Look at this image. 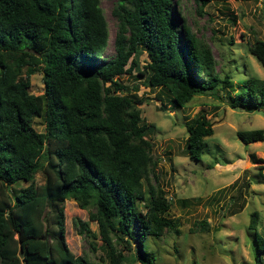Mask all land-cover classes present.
<instances>
[{"label": "trees", "instance_id": "1", "mask_svg": "<svg viewBox=\"0 0 264 264\" xmlns=\"http://www.w3.org/2000/svg\"><path fill=\"white\" fill-rule=\"evenodd\" d=\"M99 1L0 0V264H98L67 246L65 197L96 222V231L78 217L72 226L92 249L98 234V258L106 264L126 263L119 241L136 245L137 264H154L143 239L176 230L167 216L170 200L155 182L147 123L137 106L142 99L118 77L130 73L133 55L143 49L147 59L137 74L180 107L194 94L224 88L230 75L217 73L210 45L185 23L176 0H113V52L100 56L108 28ZM208 1L194 0L195 11L201 14ZM248 51L264 65V39L254 38ZM35 70L41 73L39 93L27 90ZM242 86L222 93L226 103L264 110V78H245ZM36 116L42 130L32 124ZM211 124L202 111L185 121L190 159L199 158ZM235 134L244 143L264 140L260 127ZM39 166L46 173L42 184L33 178ZM249 215L247 228L254 230L256 211ZM198 223L207 229L205 220ZM254 240L253 264H264V238L254 232Z\"/></svg>", "mask_w": 264, "mask_h": 264}, {"label": "rangeland", "instance_id": "2", "mask_svg": "<svg viewBox=\"0 0 264 264\" xmlns=\"http://www.w3.org/2000/svg\"><path fill=\"white\" fill-rule=\"evenodd\" d=\"M99 2L108 28V41L100 56L108 57L113 52L116 18L111 13L113 0ZM175 6L190 29L210 45L217 73H228L230 81L224 88L216 86L194 94L175 107L164 89L146 85L144 75L137 74L136 69L147 59L143 49L133 55L136 66L130 73L119 75L128 92L142 99L137 106L147 123L145 135L155 160V182L170 200L167 216L176 228L147 235L142 244L152 250L154 264H253L254 232L264 238V140L244 143L235 131L264 128V110L230 107L223 94L241 91L245 78H264V65L248 51L254 38L264 39V0H211L202 6L201 14L195 11L194 0H176ZM27 90L42 91L39 70L29 75ZM199 111L209 118L213 131L205 137L206 146L199 158L190 159L184 150V124ZM32 124L37 130L43 129L38 116ZM45 176L39 166L33 174L34 182L42 184ZM144 191L139 202L142 209L148 200L145 184ZM253 210L257 214L254 230L247 228ZM75 217L85 219L90 230L96 231V222L87 218V210L77 206L73 198L65 197L63 226L67 246L74 254H85L98 264H106V259L101 262L98 258L103 255L98 234L92 249L86 236L72 226ZM201 220L207 222V229H199ZM118 247L126 256L125 264H137L132 259L134 243L119 241ZM261 257L264 259V251Z\"/></svg>", "mask_w": 264, "mask_h": 264}]
</instances>
